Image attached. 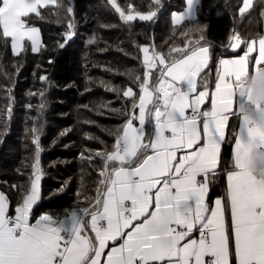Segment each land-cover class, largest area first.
Returning <instances> with one entry per match:
<instances>
[{
	"label": "snow or ice",
	"instance_id": "1",
	"mask_svg": "<svg viewBox=\"0 0 264 264\" xmlns=\"http://www.w3.org/2000/svg\"><path fill=\"white\" fill-rule=\"evenodd\" d=\"M108 2L125 23L157 15L131 3L125 12L116 0ZM198 2L186 0L183 12L172 13L173 25L192 21ZM152 3L159 7L161 0ZM48 6L64 7L60 0H0V40L10 41L14 54L26 41L38 52L40 33L29 19H43L40 9ZM252 7L253 0H243L240 15ZM74 27L69 21L60 48ZM207 27L197 24L200 38L172 48L168 57L155 46H140L138 100L132 88L123 92L139 115L133 112L121 126L110 150L96 152L102 167L94 197L81 202L87 206L33 215L42 199L43 171L39 129H26L35 146L32 172L27 187L12 186L20 192L14 214L0 193V264H264V34L248 41L230 35L229 47L235 51L243 44L245 50L219 59L212 89L202 75L211 57L210 46L201 43ZM231 117L237 127L225 186L210 205Z\"/></svg>",
	"mask_w": 264,
	"mask_h": 264
},
{
	"label": "trees",
	"instance_id": "2",
	"mask_svg": "<svg viewBox=\"0 0 264 264\" xmlns=\"http://www.w3.org/2000/svg\"><path fill=\"white\" fill-rule=\"evenodd\" d=\"M242 2L199 0L192 21L173 25L170 15L184 9V0H161L159 7L152 0H116L125 12L130 3L144 13L157 11L152 21L136 19L128 23L108 0H60L64 7L40 9L43 19L35 14L29 19L40 31L43 46L38 52H32L25 42V49L14 55L10 41L5 44L0 40V191L8 197L10 214L20 198V192L12 186L27 187L32 172L35 146L26 129H39L43 171L42 199L33 215L60 213L78 203L87 206L81 202L94 197L102 167L96 152L111 149L117 131L135 111L132 98L123 92L132 88L138 100L139 82L135 77L142 78L144 71L140 46H155L168 57L172 48L182 49L200 38L197 24L207 25L201 43L213 48L203 76L212 86L218 59L231 54L230 35L238 33L248 41L263 34L264 0H253V7L243 16L239 13ZM69 6L72 14L67 12ZM69 21L75 25L74 35L60 48ZM180 55L171 53L170 58ZM158 75L157 69L151 84L156 83ZM9 105L11 117L7 115ZM233 131L234 126L228 128L219 174L210 186L208 201L223 193Z\"/></svg>",
	"mask_w": 264,
	"mask_h": 264
},
{
	"label": "crops",
	"instance_id": "3",
	"mask_svg": "<svg viewBox=\"0 0 264 264\" xmlns=\"http://www.w3.org/2000/svg\"><path fill=\"white\" fill-rule=\"evenodd\" d=\"M184 3H185V6H184V9L183 10H181V11H174V12H176V13H180V12H183L184 10H185V8L187 7V3H186V0H184ZM243 3V2H242ZM49 7V6H48ZM173 13V12H172ZM172 13H171V15H170V19H171V21H172ZM32 15H34V14H32ZM194 16H195V8H194ZM33 26V25H32ZM34 27H36V26H34ZM37 28V27H36ZM38 29V28H37ZM39 30V29H38ZM39 33H40V31H39ZM263 34H264V15H263ZM40 40H41V38H40ZM26 42H28V41H26ZM29 43V45H30V49H31V43L30 42H28ZM209 46H210V53H212V48H213V46L212 45H210V44H208ZM146 46H149V45H146ZM10 47H11V45H10ZM228 48H229V51H230V53L231 54H229V55H226V56H223V57H220L219 59H221V58H231V57H233V56H238V55H242L243 54V52H244V50H245V46L242 44L241 45V47L239 48V49H236L235 51L233 50V49H231L229 46H228ZM11 51H12V48H11ZM32 51V50H31ZM12 53H13V51H12ZM20 53V52H19ZM14 54V53H13ZM14 55H17V54H14ZM256 55H258V52H254L253 54H252V56L254 57V56H256ZM211 56H212V54H211ZM142 59H143V53H142ZM219 59H218V61H219ZM158 63V62H157ZM210 63H211V57H210V61H209V65H210ZM217 66H218V62H217ZM206 70H207V68L205 69V71H204V73L206 72ZM204 73L202 74V75H204ZM216 73H217V68H216ZM205 76V75H204ZM215 81H216V75H215V78H214V81H213V85L212 86H210V88H212V89H214V87H215ZM198 90H203L202 89V87H200ZM207 106L208 107H210V101L208 102V104H207ZM135 114L138 116L139 115V110L138 109H135ZM134 125L136 126V127H139V121L138 120H135L134 121ZM232 126H234V128H235V130H236V127H237V120H236V118L235 117H231L230 118V122H229V124H228V127H227V129H226V136H227V132H228V128H231ZM224 143V142H223ZM223 143H222V145H221V149H222V146H223ZM233 143H234V140H233ZM232 143V144H233ZM232 151V150H231ZM220 166V165H219ZM224 185H225V176H224ZM0 193H2L1 191H0ZM218 196H215V197H213L210 201H208V203L211 205L212 204V202L215 200V198H217ZM37 204H38V202H37ZM36 207V205L34 206V208ZM14 214V213H13Z\"/></svg>",
	"mask_w": 264,
	"mask_h": 264
},
{
	"label": "rangeland",
	"instance_id": "4",
	"mask_svg": "<svg viewBox=\"0 0 264 264\" xmlns=\"http://www.w3.org/2000/svg\"><path fill=\"white\" fill-rule=\"evenodd\" d=\"M242 5H243V3H242ZM242 5H241V6H242Z\"/></svg>",
	"mask_w": 264,
	"mask_h": 264
}]
</instances>
